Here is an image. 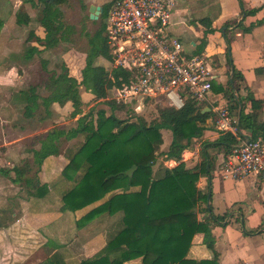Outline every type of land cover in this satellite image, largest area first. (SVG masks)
I'll return each instance as SVG.
<instances>
[{
  "label": "crops",
  "instance_id": "obj_1",
  "mask_svg": "<svg viewBox=\"0 0 264 264\" xmlns=\"http://www.w3.org/2000/svg\"><path fill=\"white\" fill-rule=\"evenodd\" d=\"M112 2L107 0L99 5L102 13L103 5L110 6ZM91 5L94 4L89 2L83 6L87 17H90ZM38 11L40 16V8L34 0H0V19L3 22L0 29V264H39L55 252L69 264L79 263L105 244L107 227L121 214L108 216L102 213L79 226L78 220L108 196L82 209L61 211L57 205L52 207L47 203L51 200L31 196L29 192L28 181L37 185L49 183L60 174L65 163V147L76 141L67 140L63 150L59 147L57 156H50L41 164L26 161L27 156H33V152L39 150L40 139L53 129H46V125L53 126L63 110H73L70 102L64 105L54 102L47 116L36 118L34 128L30 122L35 115L24 109L25 100L19 95L30 87L39 89L40 83L32 82L34 73L31 75L29 69L36 59L40 64L42 61L47 64V52L52 49H43L44 29L40 26ZM17 12L27 14L28 23L18 24ZM180 12L190 19L196 15L199 19L207 17L211 21L213 31L206 39L208 44L203 53L196 54L207 59L214 83L222 88V91H213V95L224 102L226 95H231L235 87L243 92L240 94L244 100L248 94L262 100L257 121H264V0H177L171 15L172 25L181 22L177 21ZM102 13L99 15L101 27L107 10L104 16ZM98 31L90 37L89 46ZM197 44V41L190 40V53L197 51ZM28 48L38 50L31 59H27ZM69 54L67 50L59 57L67 68L70 67ZM86 55L87 52L82 68ZM95 60L99 63L93 62L94 65H106L102 56ZM41 69L46 71L42 64ZM73 77L78 81L81 79ZM87 92L91 99H95L92 93ZM247 103L250 104L249 101ZM93 106L89 104V109ZM232 110L237 111L236 107ZM251 111L252 108L248 113ZM198 112L201 111L193 109L194 114ZM107 114H110V108ZM165 130L168 129H161V139L155 143V150L164 135L171 139L170 130ZM221 135L224 134H220L211 121L202 135L183 149L179 159H164L163 152L160 153L162 162L169 168L184 163L187 168L197 171L204 158L203 143L214 142ZM31 138H36L34 144H31ZM170 139L167 140V148ZM228 150L225 145L206 149L210 169L199 176L197 187L207 193V200L198 206L197 218L207 222L209 231L193 235L186 257L216 259L218 264H264V182L257 174L238 180L221 178L218 169ZM55 194L51 199L60 204L57 200L60 196L57 198V192ZM213 216L219 218L215 220Z\"/></svg>",
  "mask_w": 264,
  "mask_h": 264
},
{
  "label": "trees",
  "instance_id": "obj_2",
  "mask_svg": "<svg viewBox=\"0 0 264 264\" xmlns=\"http://www.w3.org/2000/svg\"><path fill=\"white\" fill-rule=\"evenodd\" d=\"M66 1L34 0L40 8L39 23L44 29L43 49L53 48L67 40L66 32H62V12L59 8ZM108 5H103L102 16ZM28 21L27 14L17 12L18 24H26ZM199 23L212 30L209 18H200ZM2 24L0 19V29ZM102 43L99 30L90 40L80 81L70 76L67 67L61 64L59 72H49L40 84L47 91L45 96L37 94V87L19 92L25 100L24 109L31 115L40 99V104L49 114L48 109L52 103L64 105L70 102L73 108L71 116L74 117L81 113L80 86L92 93L95 99L104 98L113 87L120 86L118 77L125 73L116 70L113 73L114 80L108 78L106 66L110 58L106 48H102ZM37 51L28 48L27 59H31ZM98 56L106 61L105 66L93 64ZM41 64L46 68L45 62ZM211 89L212 92L222 91L213 79ZM226 96L228 98L230 95ZM247 101L252 111L248 113L241 108L238 112V125L250 131L251 139H260L264 143V121H257L263 102L249 94L244 104ZM106 103L110 114L103 109L94 111L90 108L77 119L74 128L67 131L58 128L49 130L40 139L39 150L33 152L34 162L41 164L46 158L59 154L61 138L76 140L66 147L65 163L55 179L38 185L27 182L28 187L32 188H28L31 196L49 199L51 201L47 203L52 207L57 205L61 211L82 209L108 196L78 220L79 226L102 213L108 216L121 213L107 227L105 244L79 263L70 264H218L216 259L195 260L186 256L193 235L209 231L207 222L197 218L198 206L207 200V193L197 187L199 176L210 169L206 149L217 145L228 148L235 142V138L231 134H224L214 142H204V158L197 171L187 168L184 163L171 168L159 163L154 167L158 158L155 143L161 139V129L171 132L164 159H179L183 149L189 147L209 127L211 112L194 114V106L188 100L180 109L155 106V114L147 122L140 115L117 118L114 114L117 105L112 101ZM232 107H237V103L234 102ZM55 192L57 198L60 196L57 199L60 204H55L51 199L56 196ZM212 218L217 220L219 217ZM135 259L139 261L132 262ZM39 264L69 263L55 252Z\"/></svg>",
  "mask_w": 264,
  "mask_h": 264
},
{
  "label": "built area",
  "instance_id": "obj_3",
  "mask_svg": "<svg viewBox=\"0 0 264 264\" xmlns=\"http://www.w3.org/2000/svg\"><path fill=\"white\" fill-rule=\"evenodd\" d=\"M177 0H113L103 22L108 78L121 70L120 86L97 101H112L128 114L139 115L146 107L182 108L190 100L194 109L208 108L220 134H231L235 142L219 166L223 179L238 180L259 175L264 182V143L250 138L238 125V112L251 110L233 87L221 102L213 95L206 58L186 51L182 39L167 30ZM235 86V85H234ZM237 103L236 110L231 106Z\"/></svg>",
  "mask_w": 264,
  "mask_h": 264
},
{
  "label": "rangeland",
  "instance_id": "obj_4",
  "mask_svg": "<svg viewBox=\"0 0 264 264\" xmlns=\"http://www.w3.org/2000/svg\"><path fill=\"white\" fill-rule=\"evenodd\" d=\"M106 1L107 0H67L65 3L60 5L59 8L62 12V16L60 19L62 22V32H66L67 40L60 42L57 46L47 52V64L45 72H43V69H41V64L38 59L32 61V65L29 69L31 75H33L34 73V78L32 77L34 80L32 82H39L40 84H42V81L48 76L49 72H59L61 69V64L65 65L64 61H60L59 59L60 53L65 52L67 50H69L70 52V54L68 55V60H70V67L67 68L68 73L70 76H76L77 78H81L79 76V71L84 64V54H86L87 50L89 49L88 41L90 37L96 33L97 30L101 29L103 42L102 48L106 47L104 39L105 31L104 29H102L100 24L102 22V18L99 16L97 20H92L90 17H87V10L83 6H87V3L89 2L94 5L102 6V4ZM37 16H39V11L37 13ZM192 16L193 18L190 19L187 14H184V12H180L177 21L181 22L177 23L176 25H168L167 30L171 33L173 37H179L182 39L186 51H191L189 47L190 40H194L198 43L196 47L197 51L194 52V54L203 53L202 51L204 50V47L208 44L206 39L210 38L213 30L210 31V29L203 27L199 23V17H197L196 15ZM225 54L227 55V52ZM98 63L99 61H94V64ZM40 84L39 89H37V94L39 96H45L47 94V91L44 88L40 87ZM79 92L82 99L81 113L73 117L71 116V111L69 109L65 111L63 110L62 113L59 115L58 121L54 122L52 124L53 126H51L50 124L46 125V129L58 128L67 131L70 128H74L76 126L77 119L90 110L89 104H94V106L91 108L94 111H97L99 109L105 110L106 113L109 111V106L107 105V103H103L102 101L97 102V100L91 99L89 97V93L84 89V87L80 86ZM154 110H156L155 107H147L140 111L139 115L142 116L148 122L153 118L155 114ZM114 113L117 118H128L127 112H125L124 109L121 107H117ZM33 115L35 116L32 118L33 120H31L30 123L31 125H34V128H36V118H42L47 116L48 114L39 102V105L34 110ZM44 129L42 128V130ZM165 131L169 132L168 130ZM36 138L30 139L31 144H34ZM169 139L170 137L166 138L164 135L162 141L156 145V150L158 152L156 164H163L161 159L163 156L160 153H163L167 150L166 143ZM66 141L67 140H65L64 138L60 139L59 147L61 148V150H63V148L65 147ZM68 144L66 145V147L68 146ZM26 161L33 162L34 157L29 155L26 157ZM30 190H32V188H30Z\"/></svg>",
  "mask_w": 264,
  "mask_h": 264
},
{
  "label": "water",
  "instance_id": "obj_5",
  "mask_svg": "<svg viewBox=\"0 0 264 264\" xmlns=\"http://www.w3.org/2000/svg\"><path fill=\"white\" fill-rule=\"evenodd\" d=\"M90 17L91 18H98V16L102 13V7L99 5H91L89 8ZM208 108H204L201 113L208 112Z\"/></svg>",
  "mask_w": 264,
  "mask_h": 264
}]
</instances>
